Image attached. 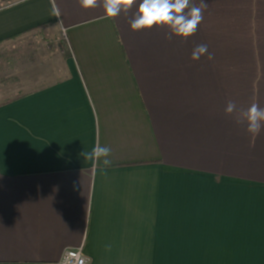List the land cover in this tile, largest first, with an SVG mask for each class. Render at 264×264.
Wrapping results in <instances>:
<instances>
[{
    "label": "crops",
    "instance_id": "0c3cea01",
    "mask_svg": "<svg viewBox=\"0 0 264 264\" xmlns=\"http://www.w3.org/2000/svg\"><path fill=\"white\" fill-rule=\"evenodd\" d=\"M204 2L187 39L132 31L139 0L113 19L103 0L0 8V46L41 32L70 49L0 90V264L78 248L90 264H264V128L224 111L264 108V0ZM97 137L106 171L80 155Z\"/></svg>",
    "mask_w": 264,
    "mask_h": 264
},
{
    "label": "clouds",
    "instance_id": "9594fccd",
    "mask_svg": "<svg viewBox=\"0 0 264 264\" xmlns=\"http://www.w3.org/2000/svg\"><path fill=\"white\" fill-rule=\"evenodd\" d=\"M136 0H103L104 18L113 19L121 11H127ZM82 8L89 9L98 5L99 0H78ZM208 6L201 0L197 6L193 0H139V6L130 22L132 31L151 30L153 27L167 28L171 36L187 39L195 35L198 26L202 23L203 11ZM207 53V45H197L192 52L191 59L198 60L201 55ZM208 59H212L211 54ZM225 114H236L237 123L245 124L246 131L256 137L264 128V108L257 103H252L246 109H237L233 101H229L225 107ZM112 149L110 146H102L97 137L90 151L83 150L80 155L85 161H91L93 167L101 162L106 171L111 166L109 159Z\"/></svg>",
    "mask_w": 264,
    "mask_h": 264
},
{
    "label": "rangeland",
    "instance_id": "374dc122",
    "mask_svg": "<svg viewBox=\"0 0 264 264\" xmlns=\"http://www.w3.org/2000/svg\"><path fill=\"white\" fill-rule=\"evenodd\" d=\"M21 0H0V8ZM67 41L35 32L15 43L0 46V90L15 95V86L30 75L60 69V61L69 52ZM13 86V87H12Z\"/></svg>",
    "mask_w": 264,
    "mask_h": 264
},
{
    "label": "built area",
    "instance_id": "2783aa9c",
    "mask_svg": "<svg viewBox=\"0 0 264 264\" xmlns=\"http://www.w3.org/2000/svg\"><path fill=\"white\" fill-rule=\"evenodd\" d=\"M56 264H90L89 259L84 255L83 249H67L60 261Z\"/></svg>",
    "mask_w": 264,
    "mask_h": 264
}]
</instances>
